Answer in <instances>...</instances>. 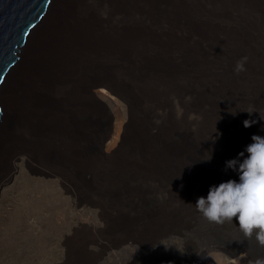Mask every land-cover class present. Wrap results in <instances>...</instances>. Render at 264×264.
Wrapping results in <instances>:
<instances>
[{"label":"bare ground","instance_id":"bare-ground-1","mask_svg":"<svg viewBox=\"0 0 264 264\" xmlns=\"http://www.w3.org/2000/svg\"><path fill=\"white\" fill-rule=\"evenodd\" d=\"M99 95L123 101L134 119L110 154L101 150L109 109ZM0 102V204L23 170L105 203L133 185L137 203L178 211L183 226L203 219L207 246L264 258L235 218L210 223L194 206L210 186L238 180L225 161L264 136V0H52Z\"/></svg>","mask_w":264,"mask_h":264},{"label":"rangeland","instance_id":"rangeland-1","mask_svg":"<svg viewBox=\"0 0 264 264\" xmlns=\"http://www.w3.org/2000/svg\"><path fill=\"white\" fill-rule=\"evenodd\" d=\"M99 96L109 109L99 126H111L101 150L110 154L130 138L134 119L123 101ZM85 180L92 182L89 175ZM130 186L127 198L120 193L105 203L91 190L75 198L57 179L23 170L3 188L0 264H198L209 249L201 264H254L256 255L246 248L207 246L203 219L183 226L178 211L137 203Z\"/></svg>","mask_w":264,"mask_h":264},{"label":"clouds","instance_id":"clouds-1","mask_svg":"<svg viewBox=\"0 0 264 264\" xmlns=\"http://www.w3.org/2000/svg\"><path fill=\"white\" fill-rule=\"evenodd\" d=\"M242 70L243 61L236 65V71ZM259 120L264 121V117L259 115ZM257 122L245 120L243 126L248 128ZM211 159L212 154L203 161ZM227 170L235 172L238 180L210 186L206 197H199L194 206L210 223L223 225L235 218V225L246 238L254 236L264 246V136L252 135L251 143L236 158L225 161ZM254 264H264V258H257Z\"/></svg>","mask_w":264,"mask_h":264},{"label":"water","instance_id":"water-1","mask_svg":"<svg viewBox=\"0 0 264 264\" xmlns=\"http://www.w3.org/2000/svg\"><path fill=\"white\" fill-rule=\"evenodd\" d=\"M51 1L0 0V91L18 64L26 42L45 17ZM3 114L0 102V123ZM106 132L109 136L111 126Z\"/></svg>","mask_w":264,"mask_h":264}]
</instances>
